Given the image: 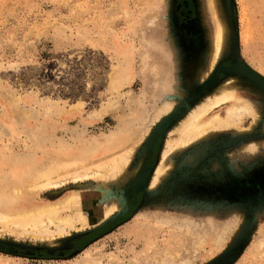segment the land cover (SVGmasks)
<instances>
[{
	"label": "rangeland",
	"instance_id": "obj_1",
	"mask_svg": "<svg viewBox=\"0 0 264 264\" xmlns=\"http://www.w3.org/2000/svg\"><path fill=\"white\" fill-rule=\"evenodd\" d=\"M204 4L0 0L4 155L33 151L41 158L39 139L50 152L103 142L124 128L147 130L105 188L89 178L66 180L19 197L40 204L72 191H104L94 207L115 205L108 217L76 220L61 234L47 224L50 236L0 223V264H161L168 251L177 264H264V0H218L225 37L208 73L213 24ZM218 87L233 89L253 114L168 153L171 168L148 189L166 139H175L178 122ZM166 102L169 111L150 124ZM233 103L209 114L224 118Z\"/></svg>",
	"mask_w": 264,
	"mask_h": 264
},
{
	"label": "bare ground",
	"instance_id": "obj_2",
	"mask_svg": "<svg viewBox=\"0 0 264 264\" xmlns=\"http://www.w3.org/2000/svg\"><path fill=\"white\" fill-rule=\"evenodd\" d=\"M204 3V8H206L205 11H207L211 20L209 17L207 18L210 20V23L212 21L213 24V32L210 36L212 37L211 43L207 53L208 64L206 65L208 67V73L220 56L223 39L225 37V25L219 9L218 0H204ZM160 64L161 63H159V65ZM162 64L160 65V68L162 66V69H164L163 67L165 66ZM153 65L154 64L152 63V66ZM155 68L158 69L157 66ZM155 68L153 69L154 72H156ZM160 71L161 70L159 69L158 72ZM234 101H236V104L233 103L226 107L224 118H220L216 112L209 114L210 111L214 110V108L218 107L220 104ZM171 104V102L164 103L156 112V115L150 119V124L156 122L160 115L167 113ZM245 114L247 116L248 114H253V110L248 102L236 98L233 89L216 88L210 96H207L203 101L193 107L187 113L185 118L178 122L179 124L173 129V131L177 133L175 139H166L162 152L160 153L161 155L158 164L149 178L150 182L147 188H153L159 181L161 175L167 170L166 168L170 167L168 166L169 162H166L168 153L174 149L180 150L190 143L205 137L211 130L238 125L241 121V117ZM11 124L12 123H10V126L13 128ZM128 130L124 128L111 133L103 142L98 140L88 141L73 148L69 145L57 147L55 150L53 148V151L50 152L46 150L44 141L39 139L37 141L40 146L37 147V149H42L41 158L33 151L8 157L2 153V150H0L1 225L7 228L12 227L11 230H16L19 233H26V227H30V235L34 233L33 236H41V234H49L50 236L51 231L48 230L47 224L55 225V231L60 233L63 232V227L71 226L76 220L80 223L88 224L98 222L99 220L108 217V215H110L116 208L115 205H102L96 210L94 207L95 201H98L99 195L104 191L100 192L98 190L100 193L97 192L93 197L91 195L85 197L83 194H80L79 191H72L58 201H50L40 204L34 201L29 203L21 202L19 197L44 188L59 186L66 182V180L75 182L89 178L95 181H100L101 185L103 186L104 184L106 187L107 182L111 178L116 179L122 174L129 162L135 146L138 145L147 131L144 130L140 133L137 131L138 134L134 133L132 135ZM173 131L168 132V134ZM94 157L96 158L93 160ZM4 165L10 167V172L1 174L3 171L1 169H3ZM142 176L143 174L141 177ZM68 209L73 210L74 214L72 213V216L63 214V212ZM174 253L175 252L169 251L164 252L163 255H160L159 257L160 263L177 264Z\"/></svg>",
	"mask_w": 264,
	"mask_h": 264
},
{
	"label": "water",
	"instance_id": "obj_3",
	"mask_svg": "<svg viewBox=\"0 0 264 264\" xmlns=\"http://www.w3.org/2000/svg\"><path fill=\"white\" fill-rule=\"evenodd\" d=\"M142 178H143V176L141 177H139V179H138V181H137V183H136V186L137 187H140V185H141V183H142Z\"/></svg>",
	"mask_w": 264,
	"mask_h": 264
}]
</instances>
